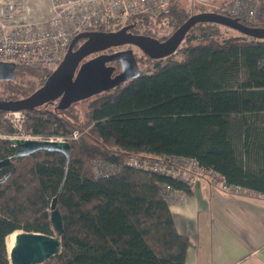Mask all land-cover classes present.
<instances>
[{
	"label": "trees",
	"instance_id": "1",
	"mask_svg": "<svg viewBox=\"0 0 264 264\" xmlns=\"http://www.w3.org/2000/svg\"><path fill=\"white\" fill-rule=\"evenodd\" d=\"M191 13L180 0H170L161 12L138 17L130 30L156 36L154 22L166 18L172 32ZM245 23L264 26L263 0L259 16ZM134 53L140 74L90 96L83 114L73 103L23 110L25 131L65 137L70 157L66 162L62 152L37 150L0 167V178L8 174L0 181V264L8 263L9 233L53 234L54 196L63 229L60 250L47 264H186L189 240L175 227L162 184L186 192L191 187L128 165L129 155L192 156L228 184L264 194V38L197 22L174 53ZM108 63L118 72V61ZM15 71L13 80H0V98L29 94L51 72L21 65ZM6 112L0 109V126L11 133ZM15 149L0 138V159ZM95 158L117 171L97 176Z\"/></svg>",
	"mask_w": 264,
	"mask_h": 264
},
{
	"label": "water",
	"instance_id": "2",
	"mask_svg": "<svg viewBox=\"0 0 264 264\" xmlns=\"http://www.w3.org/2000/svg\"><path fill=\"white\" fill-rule=\"evenodd\" d=\"M197 22L216 23L249 36L264 38V26L250 25L243 19L213 10L191 13L163 39L150 34L132 32L130 28L136 22L125 24L115 30L82 31L74 36L62 59L40 86L23 97L0 98V109L30 110L49 102H56L59 108H67L78 100L122 84L140 74L134 50L132 46L113 51H104L105 49L127 44L139 48L148 57H165L176 51L187 31ZM79 39L83 41L74 48ZM115 60L119 63L118 72H114V65L108 63ZM15 69L14 63L0 61V80H13L16 74ZM2 139L16 149L12 155L0 159V167L7 165L14 158L37 150L62 152L66 162L70 157L68 140L19 137ZM7 175L1 177L0 181L5 180ZM49 218L54 230L53 234L40 231H17L13 245L9 250L7 249L8 258L12 264L43 261L59 252L63 220L57 206V196L51 199Z\"/></svg>",
	"mask_w": 264,
	"mask_h": 264
},
{
	"label": "built area",
	"instance_id": "3",
	"mask_svg": "<svg viewBox=\"0 0 264 264\" xmlns=\"http://www.w3.org/2000/svg\"><path fill=\"white\" fill-rule=\"evenodd\" d=\"M170 0H49L46 15L20 19L26 6L21 0H0V61L12 62L26 67L53 70L62 59L71 40L85 30H115L125 24L137 21L144 15H155L166 8ZM217 1L212 4L217 11L245 21H254L257 16L256 0H200ZM134 20V21H133ZM104 28V29H101ZM17 115L16 120L9 118L14 131L0 137L32 138L16 133L22 128L23 110L7 111L5 117ZM20 114V115H19ZM38 135H33L36 137ZM77 137V132L72 134ZM40 137V136H38ZM41 138V137H40ZM37 139V138H36ZM43 139V138H41ZM48 139L67 140L63 136ZM126 163L134 167L150 169L174 177L192 187L201 177L221 190L241 192L239 185H230L225 177L212 167L202 166L192 156L161 154L156 158L129 155ZM97 176L115 173L117 167L100 158L93 159ZM174 188L169 183L162 184L165 199L172 200ZM12 264L8 258V263ZM31 264H47L46 260Z\"/></svg>",
	"mask_w": 264,
	"mask_h": 264
},
{
	"label": "crops",
	"instance_id": "4",
	"mask_svg": "<svg viewBox=\"0 0 264 264\" xmlns=\"http://www.w3.org/2000/svg\"><path fill=\"white\" fill-rule=\"evenodd\" d=\"M20 19L46 15L49 0H21ZM177 231L188 237L186 264H264V194L224 191L199 178L168 202Z\"/></svg>",
	"mask_w": 264,
	"mask_h": 264
},
{
	"label": "rangeland",
	"instance_id": "5",
	"mask_svg": "<svg viewBox=\"0 0 264 264\" xmlns=\"http://www.w3.org/2000/svg\"><path fill=\"white\" fill-rule=\"evenodd\" d=\"M258 2V9H257V16L256 18L259 16V12H260V0H256ZM181 4L183 7L187 8L190 12L193 11V12H197V9H200L201 7H205L208 11L210 10H213V6H211L212 4H216L217 1H210V2H201L200 0H180ZM168 20L166 18H162L160 20V22L156 23L154 22V26H153V30L156 31L157 35L156 37H161L163 36L164 34H170L171 33V28L169 27L168 28ZM132 48L134 49V51H136L137 53H140L141 50L137 47H134L133 45H131ZM89 101V97L88 98H85V99H81V100H78L76 102H74L72 104V106L76 109H78V111L83 114V111L85 110V107L87 105ZM56 103V102H55ZM20 115V114H19ZM6 116V113L4 115V118H6L9 121V118H12L14 120H16V116L17 115H9V117H5ZM24 121H22V128H20L19 130L16 131V133L20 136H31L32 138H37V139H41L40 137L36 136V137H33V134L25 131L24 129V124H23ZM5 123V122H4ZM7 123V122H6ZM0 130H1V134H10V133H4L3 130H2V125L0 126ZM3 136H1L0 138H2ZM18 231V230H17ZM7 247V246H6Z\"/></svg>",
	"mask_w": 264,
	"mask_h": 264
},
{
	"label": "bare ground",
	"instance_id": "6",
	"mask_svg": "<svg viewBox=\"0 0 264 264\" xmlns=\"http://www.w3.org/2000/svg\"><path fill=\"white\" fill-rule=\"evenodd\" d=\"M16 233H17V231H14V232H11L8 235H6L5 241H6V246H7L8 250L11 248V246L14 243Z\"/></svg>",
	"mask_w": 264,
	"mask_h": 264
},
{
	"label": "flooded vegetation",
	"instance_id": "7",
	"mask_svg": "<svg viewBox=\"0 0 264 264\" xmlns=\"http://www.w3.org/2000/svg\"><path fill=\"white\" fill-rule=\"evenodd\" d=\"M85 31H89V30H85ZM83 41V39H79L76 43H75V46H74V48L80 43V42H82ZM70 44V43H69ZM129 46H131V45H129ZM126 47H128L127 46V44L126 45H121V46H117V47H115V49H121V48H126ZM68 48V47H67ZM67 50V49H66ZM65 50V51H66ZM65 53V52H64ZM95 54V53H94ZM91 55H93V54H91ZM91 55H89V56H91ZM89 56H87V57H89ZM86 57V58H87Z\"/></svg>",
	"mask_w": 264,
	"mask_h": 264
}]
</instances>
